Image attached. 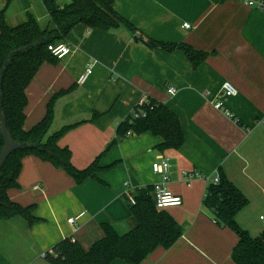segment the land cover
Listing matches in <instances>:
<instances>
[{
    "label": "crops",
    "instance_id": "obj_1",
    "mask_svg": "<svg viewBox=\"0 0 264 264\" xmlns=\"http://www.w3.org/2000/svg\"><path fill=\"white\" fill-rule=\"evenodd\" d=\"M65 3L68 0H62ZM113 7L136 33L125 27L103 32L77 26L66 40L70 55L42 65L27 88L24 129L44 119L55 95L69 91L55 101L51 133L100 115L72 129L59 143L70 149L72 164L84 170L116 139L119 124L146 97L175 113L185 145L160 152V137H127L101 158L97 178L82 184L48 162L26 157L19 187L8 196L22 207L35 206L38 222L0 220V264H51L46 254L68 238L89 251L104 237L105 223L126 234L132 212L125 193L161 184L162 177L152 169L161 160L170 164L165 187L183 200L181 206L165 209L181 227L182 237L142 264H235L232 252L238 237L215 222L203 199L223 171L249 202L237 215L238 224L252 237L264 233V13L243 0H116ZM0 11L10 26L34 18L42 29L55 27L42 0H0ZM140 38L213 54L194 68L183 51L151 49ZM89 66L93 74L79 85ZM226 83L237 90L235 97L224 95ZM170 88L175 95L168 93ZM189 174L196 176L189 179Z\"/></svg>",
    "mask_w": 264,
    "mask_h": 264
},
{
    "label": "trees",
    "instance_id": "obj_2",
    "mask_svg": "<svg viewBox=\"0 0 264 264\" xmlns=\"http://www.w3.org/2000/svg\"><path fill=\"white\" fill-rule=\"evenodd\" d=\"M116 0H42L46 11L54 24V29H42L34 18L18 26H10L0 11V79L7 66L2 95V113L6 120L10 138L19 145H27L15 150L6 160L1 170L0 181V220L22 217L30 225L38 222L34 216L35 206L22 207L14 203L8 191L18 188V178L22 162L28 156H35L63 170L75 179L77 184L97 178L102 170L101 158L113 147L131 136L150 133L162 138L156 148L160 152L180 150L186 138L181 122L175 113L162 103L148 98V103L135 107L141 116L129 117L119 124L117 137L106 150L86 169L79 170L72 164L69 148L59 145L62 138L72 129L86 123L95 122L100 115L95 114L90 121H83L63 127L51 133L54 122V104L57 98L68 93L64 90L55 95L48 104L44 119L30 130H25V110L28 105L26 90L38 71L45 63L56 64L59 60L49 51V45L66 43L70 33L79 25L103 32H111L125 27L132 33L137 29L114 10ZM219 3L222 0H212ZM151 49L172 53L183 51L194 68L199 67L213 53L196 50L186 44L156 41L140 38ZM5 141L0 128V156ZM218 183L211 182L203 199V205L213 212L215 222L223 228H229L238 237L233 249L232 260L235 264H264V233L252 237L237 222V215L249 204L248 199L227 178L223 171L218 173ZM154 186H148L135 192L136 204L128 202L132 212L131 228L126 234L105 223L102 225L104 237L85 251L72 239L58 243L46 254L51 264H112L117 260L128 264H142L157 249L168 250L182 237V229L175 219L165 210H159L152 193ZM128 201V200H127Z\"/></svg>",
    "mask_w": 264,
    "mask_h": 264
},
{
    "label": "built area",
    "instance_id": "obj_3",
    "mask_svg": "<svg viewBox=\"0 0 264 264\" xmlns=\"http://www.w3.org/2000/svg\"><path fill=\"white\" fill-rule=\"evenodd\" d=\"M4 1L7 2L8 0H4ZM243 3L252 9H255V10H258L264 13V0H243ZM184 27L187 29L191 28L190 25L188 24L184 25ZM48 49L52 53V55L56 57L58 60L63 59L64 57L70 55L71 53V47L67 45L66 43L52 44V45H49ZM92 74H93V69L91 66H89L88 69L79 77L77 83L79 85H84ZM223 92H224V95L227 97H235L238 94L237 90L230 83H226L223 86ZM168 93L173 96L176 94V90L173 88H170L168 89ZM147 103H148V98L145 97L139 101V103L137 104V107L138 106L142 107L146 105ZM217 108L221 109L223 107L221 104H218ZM225 112L227 115H230V113L227 110H225ZM131 115L134 119H138L141 116V114L136 110H133ZM262 123H264V117L262 119ZM130 136L131 134L129 133L127 137H130ZM152 169L155 174L162 177V183L155 185L154 191L152 193L156 207L159 210H165L170 207L181 206L183 204L182 198L172 195L165 187L166 184L169 182V169H170L169 162L166 160H161L159 162H156L153 164ZM194 176L196 175L194 174L187 175L189 179H192ZM218 181H219V175H217V177L213 180V182L218 183ZM35 189L39 190L40 187L37 186L35 187ZM125 196L130 204L132 205L136 204L134 194H132L129 190L125 193ZM84 215L85 213H82L76 219H69L68 223L73 224L76 220L83 217ZM260 219L264 223V215H262Z\"/></svg>",
    "mask_w": 264,
    "mask_h": 264
},
{
    "label": "water",
    "instance_id": "obj_4",
    "mask_svg": "<svg viewBox=\"0 0 264 264\" xmlns=\"http://www.w3.org/2000/svg\"><path fill=\"white\" fill-rule=\"evenodd\" d=\"M7 71V66L4 69V71L2 72L1 75V79H0V128H1V134L4 138L5 141V147L2 150L1 156H0V181L2 179V175H1V170L2 167L4 166L7 158L17 149H23L24 147H26L27 145H19L16 144L9 136L8 131H7V125H6V120L3 116L2 113V95H1V91H2V87H3V82H4V78H5V74Z\"/></svg>",
    "mask_w": 264,
    "mask_h": 264
}]
</instances>
